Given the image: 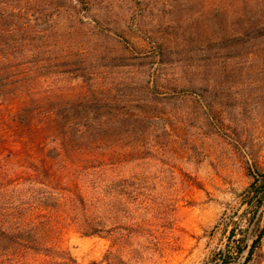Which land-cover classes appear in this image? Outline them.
I'll return each instance as SVG.
<instances>
[{"label":"rangeland","instance_id":"obj_1","mask_svg":"<svg viewBox=\"0 0 264 264\" xmlns=\"http://www.w3.org/2000/svg\"><path fill=\"white\" fill-rule=\"evenodd\" d=\"M0 80L107 184L58 264H264V0H0Z\"/></svg>","mask_w":264,"mask_h":264},{"label":"trees","instance_id":"obj_2","mask_svg":"<svg viewBox=\"0 0 264 264\" xmlns=\"http://www.w3.org/2000/svg\"><path fill=\"white\" fill-rule=\"evenodd\" d=\"M13 83L0 80V264L76 263L50 245V232L72 224L84 234L97 233L94 221L101 220L92 212L107 206V184L70 166L49 122L56 116L24 111L26 96L15 99ZM80 99L89 101L84 94ZM256 246L257 239L250 255ZM221 260L230 262L227 256Z\"/></svg>","mask_w":264,"mask_h":264},{"label":"water","instance_id":"obj_3","mask_svg":"<svg viewBox=\"0 0 264 264\" xmlns=\"http://www.w3.org/2000/svg\"><path fill=\"white\" fill-rule=\"evenodd\" d=\"M261 186H262V184H260L258 187H261ZM256 190H257V188H255V189L251 192L250 196H249V197L247 198V200L245 201V204L248 203L250 197L256 192ZM262 210H264V200H263V202H262L261 205H260L259 212H261ZM251 242H252V239H251V238H248L247 241H246V243H245V246H244V250H243L242 257H245V256H246L247 251H248V248L251 246Z\"/></svg>","mask_w":264,"mask_h":264}]
</instances>
